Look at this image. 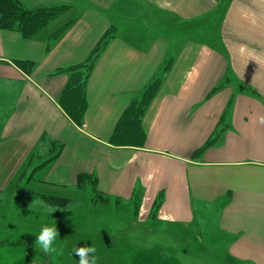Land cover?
Instances as JSON below:
<instances>
[{
  "label": "crops",
  "instance_id": "obj_1",
  "mask_svg": "<svg viewBox=\"0 0 264 264\" xmlns=\"http://www.w3.org/2000/svg\"><path fill=\"white\" fill-rule=\"evenodd\" d=\"M17 1L80 16L51 43L65 15L35 38L0 29V197L36 210L41 197L75 192L79 175H92L102 195L137 205L140 221L153 212L187 227L198 208L216 207L232 262L264 264V0ZM105 35L78 126L58 104L63 71ZM153 83L144 138L112 144L126 109ZM222 118V134L192 158Z\"/></svg>",
  "mask_w": 264,
  "mask_h": 264
},
{
  "label": "rangeland",
  "instance_id": "obj_2",
  "mask_svg": "<svg viewBox=\"0 0 264 264\" xmlns=\"http://www.w3.org/2000/svg\"><path fill=\"white\" fill-rule=\"evenodd\" d=\"M66 13L64 21L80 16ZM60 196L65 201L61 204L49 201L48 195L41 197L36 210L29 208L28 199L0 197V264H78L74 250L88 246L96 248V264H237L214 226L216 207L198 208L206 216L197 215L190 226H168L156 221L153 212L140 221L137 205L96 196L90 188ZM54 225V247L62 248L63 255L45 254L36 243L42 227ZM6 239H20L22 246L2 245Z\"/></svg>",
  "mask_w": 264,
  "mask_h": 264
},
{
  "label": "trees",
  "instance_id": "obj_3",
  "mask_svg": "<svg viewBox=\"0 0 264 264\" xmlns=\"http://www.w3.org/2000/svg\"><path fill=\"white\" fill-rule=\"evenodd\" d=\"M66 10H68L66 7L27 9L17 0H0V29L17 32L23 38H35L44 33L54 22L63 17V13ZM72 22L73 21L70 19L63 25L55 27V29L50 31L47 37L49 43L57 41ZM106 38L107 35L100 40L86 61L71 66L63 71L67 75V82L58 98V104L64 113L78 126L82 125L83 114L86 108V83L96 59L99 57L102 48L107 42ZM49 43L48 46L50 45ZM15 64L26 73L31 72L33 68L31 62H16ZM156 89L157 83L151 84L144 92L141 99L138 102L132 103L126 109L112 134L110 139L112 144H117L121 137L129 135L130 133L133 136L135 134L137 137L144 138V134L140 129V118L154 97ZM223 123L224 121L222 118V121H220V124H218V127L214 130L210 139H208L204 146L193 153L192 158H199L206 148L213 145L224 131L225 127ZM60 148L61 145L57 144V150L48 162L55 158ZM77 188L78 190L90 188L96 196L102 195L98 192L96 188V178L92 175H79ZM48 199L51 202L56 201V203L59 204L65 202L58 197H48ZM159 205L160 201H156L153 206L154 209L156 210ZM21 242L20 239H6L2 241V245L12 244L14 246H22Z\"/></svg>",
  "mask_w": 264,
  "mask_h": 264
},
{
  "label": "clouds",
  "instance_id": "obj_4",
  "mask_svg": "<svg viewBox=\"0 0 264 264\" xmlns=\"http://www.w3.org/2000/svg\"><path fill=\"white\" fill-rule=\"evenodd\" d=\"M259 123L264 124V117L259 118ZM57 237L58 232L55 225L52 227L45 226L42 227L37 236L36 243L45 254L56 253L57 255H63L62 248L54 247ZM95 252L96 248L94 246L78 247L74 250L75 255L79 257L78 264H96ZM90 254H92L91 259L89 258Z\"/></svg>",
  "mask_w": 264,
  "mask_h": 264
},
{
  "label": "bare ground",
  "instance_id": "obj_5",
  "mask_svg": "<svg viewBox=\"0 0 264 264\" xmlns=\"http://www.w3.org/2000/svg\"><path fill=\"white\" fill-rule=\"evenodd\" d=\"M45 192V191H44ZM46 195V194H45ZM54 196V195H53ZM46 197V196H45ZM50 197V196H49ZM56 202V201H55ZM58 202V201H57ZM62 202V201H61ZM168 231V230H167ZM169 231H170V229H169ZM171 232H173V230L171 231ZM180 246H182V245H180Z\"/></svg>",
  "mask_w": 264,
  "mask_h": 264
}]
</instances>
